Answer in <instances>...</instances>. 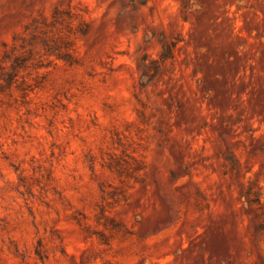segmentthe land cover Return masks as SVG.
Returning a JSON list of instances; mask_svg holds the SVG:
<instances>
[{
  "label": "rangeland",
  "instance_id": "rangeland-1",
  "mask_svg": "<svg viewBox=\"0 0 264 264\" xmlns=\"http://www.w3.org/2000/svg\"><path fill=\"white\" fill-rule=\"evenodd\" d=\"M254 199L264 0H0V264H264Z\"/></svg>",
  "mask_w": 264,
  "mask_h": 264
},
{
  "label": "trees",
  "instance_id": "trees-1",
  "mask_svg": "<svg viewBox=\"0 0 264 264\" xmlns=\"http://www.w3.org/2000/svg\"><path fill=\"white\" fill-rule=\"evenodd\" d=\"M168 49L164 47V51L159 57L160 61H165L167 58L170 57V53H169L170 51ZM153 64H156V60L153 61ZM244 195L246 196L247 194L245 193ZM251 202L256 203L258 205L257 207L258 215L257 216H258L259 221H262V220L264 221V206L259 202L258 199H254Z\"/></svg>",
  "mask_w": 264,
  "mask_h": 264
}]
</instances>
